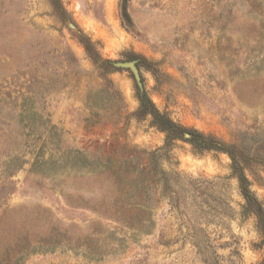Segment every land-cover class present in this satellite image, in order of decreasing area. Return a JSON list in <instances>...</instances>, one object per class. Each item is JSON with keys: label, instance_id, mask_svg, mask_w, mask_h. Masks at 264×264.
Here are the masks:
<instances>
[{"label": "rangeland", "instance_id": "1", "mask_svg": "<svg viewBox=\"0 0 264 264\" xmlns=\"http://www.w3.org/2000/svg\"><path fill=\"white\" fill-rule=\"evenodd\" d=\"M231 156L264 210V0H0V264H264Z\"/></svg>", "mask_w": 264, "mask_h": 264}, {"label": "trees", "instance_id": "2", "mask_svg": "<svg viewBox=\"0 0 264 264\" xmlns=\"http://www.w3.org/2000/svg\"><path fill=\"white\" fill-rule=\"evenodd\" d=\"M146 96H141V107L143 113L151 114L154 118V121L161 129L167 132V140H174V139H183L191 142L194 146H198L199 148L207 149L210 148L208 143L203 140L202 136L198 134H193L190 130H186L185 128L178 126L171 122L168 118L163 116L162 114L158 113L154 108L152 109L150 102H146ZM232 159V169L234 174L237 175L240 188L242 191V195L246 201V204L243 207L244 214H254L257 217L258 221V230L262 237V244L264 245V210L257 204V202L252 198L249 194L248 190H246V179L240 173V168L237 165L235 159L231 156Z\"/></svg>", "mask_w": 264, "mask_h": 264}, {"label": "water", "instance_id": "3", "mask_svg": "<svg viewBox=\"0 0 264 264\" xmlns=\"http://www.w3.org/2000/svg\"><path fill=\"white\" fill-rule=\"evenodd\" d=\"M114 66L118 67V68H128L134 74L135 78H137V76H138L136 68L134 67V64H132V63L118 62V63H115Z\"/></svg>", "mask_w": 264, "mask_h": 264}]
</instances>
